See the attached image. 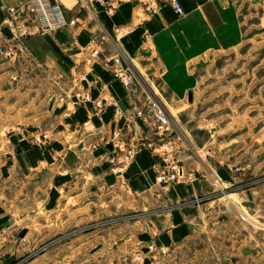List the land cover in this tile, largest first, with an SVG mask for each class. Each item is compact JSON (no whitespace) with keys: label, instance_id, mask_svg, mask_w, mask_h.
Segmentation results:
<instances>
[{"label":"crops","instance_id":"crops-1","mask_svg":"<svg viewBox=\"0 0 264 264\" xmlns=\"http://www.w3.org/2000/svg\"><path fill=\"white\" fill-rule=\"evenodd\" d=\"M26 1L0 0V45L18 53V59L0 61V133H7L11 149L0 161V264H14L37 245L54 242L58 246L25 264H114L120 255L105 245L136 240L164 245L170 253L159 259L144 254L133 264H222V251L209 253L212 238L204 236L211 205H188L166 217L156 213L163 200L180 203L210 193L206 180L163 190L156 183V153L143 151L121 173L112 161L127 147L153 140L150 124L134 110L157 99L155 78L195 104L199 81L188 69L211 53L233 57L222 69V131L241 133L235 142L250 136V146L255 144L264 110V0H179L182 16L162 0L156 10L157 0H112L113 13L101 5L86 10L82 0H56L67 20L78 22L16 41L4 8ZM95 47L105 57L121 51L143 83L126 87L102 61L88 63ZM85 93L92 101L113 98L120 110L76 104ZM88 120L96 131L81 129ZM182 157L191 156L183 151ZM134 210L148 214L134 224L90 228L102 217ZM198 240L203 245L195 249Z\"/></svg>","mask_w":264,"mask_h":264},{"label":"rangeland","instance_id":"rangeland-1","mask_svg":"<svg viewBox=\"0 0 264 264\" xmlns=\"http://www.w3.org/2000/svg\"><path fill=\"white\" fill-rule=\"evenodd\" d=\"M60 5L65 15L63 5L61 3ZM82 5L86 10H92L97 5L107 9L106 5L97 4L91 0H83ZM21 18L28 20L30 15L24 10ZM73 20L76 22L70 23ZM73 20H67L68 24L64 27L76 24L79 19ZM7 27L12 39H14L10 27ZM96 49L100 51L98 57L93 55ZM13 50L16 52L15 57L3 59L4 61L18 59L16 49ZM115 56L122 58L137 82L141 78L138 69L121 51L116 50L113 55L105 57L103 51L95 47L91 51L88 63L102 61L105 66V62ZM232 58V56L222 53H211L201 60L199 59L192 68L188 69V73L199 81L195 89L198 91L196 103L192 105L188 103L187 93L180 95L176 93L175 87L162 83L159 77L155 78L156 84L153 87H157L155 90L158 92V96L157 99L152 98L150 100V105L146 109L151 106H159L168 113L172 127L160 139V152L161 149L167 150L164 144L173 140L175 142L174 150L168 162V167L171 169L173 165L177 164L183 168V175L180 179L170 183H160L158 176L165 164H162L159 160L155 164L157 170L156 183L163 190H168L176 184L192 185L201 180H206V183L212 187L210 193L194 195L180 203L163 200L162 207L156 213L166 217L172 211L188 205H211V210L206 212L207 215L204 218V220L209 221L204 236L209 235L208 237L212 238V248L209 253L216 254L222 251V264H264V110L260 111V122L257 129H255L256 131L253 132L255 144L252 147L250 146V136L247 142H235L236 136H240L241 133L234 134L222 131V69L227 67L229 64L227 62ZM157 71H159L158 68ZM140 81L143 83L142 79ZM88 102L92 103V100ZM215 128L219 130L217 134L213 132ZM6 135L7 133H0V161L11 156V149L5 141ZM190 142L193 145L192 149L195 154L192 149L190 151L188 146ZM183 151L186 155L191 156L188 161H185L182 157ZM161 155L163 157L162 152ZM173 157L176 159H173ZM218 159L222 160L221 165L218 163ZM209 160H214L221 167L222 175L218 174L219 168ZM203 163H206V166L209 165L212 169H206ZM124 168L123 165L112 164L114 171H120L116 173L123 172ZM44 182L42 181L39 185L42 186ZM146 214L148 213L134 210L128 213L106 216L91 223L90 228L95 230L97 225L106 228L110 226L117 227L119 224L125 223L134 224L146 218ZM202 245L203 242L201 243L199 240L192 244L193 247H196L195 249H199ZM56 246L58 245L55 242L37 245L14 264H25L31 258L38 257ZM97 246L102 247V245ZM105 246V249L111 247L110 251L119 253L120 256L117 255L118 259L114 260V264H133L143 258L144 254L159 259L170 253V248L164 245L137 240L128 245ZM105 257H100L99 261ZM85 262L86 259H84Z\"/></svg>","mask_w":264,"mask_h":264},{"label":"built area","instance_id":"built-area-1","mask_svg":"<svg viewBox=\"0 0 264 264\" xmlns=\"http://www.w3.org/2000/svg\"><path fill=\"white\" fill-rule=\"evenodd\" d=\"M94 3H102L106 5L109 12H114L116 10V2L111 1L107 2L105 0H91ZM168 1L171 3L176 12L179 15H184L185 10L180 3L179 0H162ZM83 2V0H82ZM158 0L156 1V5L154 10L158 8ZM152 8V9H153ZM26 11L30 15V19L21 18V14L23 11ZM6 12L4 21L7 26L10 27L11 32L13 33L15 40H22L23 38L36 34V33H52L59 29H62L64 26L68 24L67 19L65 18L63 9L60 3L56 0H28L21 6H8L4 8ZM73 20L70 23H75ZM14 48L7 47L4 45H0V61L3 59L15 57L16 52L13 50ZM100 51L96 49L93 53L95 57H98ZM105 66L110 68L113 72L114 78L123 83L124 86L130 87L134 84V76L128 66H126L120 56H115L112 59H109L105 62ZM77 97L79 100L76 102H88L91 101V96L87 93L78 94ZM94 107L102 112L108 107H115L120 110L119 102L115 99H105V100H97L92 101ZM134 115L136 118L142 119L146 123L150 124L153 129V140H141L139 143L133 144L126 148L124 155L119 159V161L113 160L115 164L123 165V167H128L130 162L143 151H153L157 155L160 156L161 163L165 164V167L160 170V175L158 176V181L160 183H170L172 181L178 180L183 175V168L181 166L173 165L171 169L168 167V162L170 161V157L172 156V152L174 150L173 140L165 143L166 149H161L163 157L160 152V146H158L157 139H161L165 136V134L172 127L171 118L168 113L160 108L159 106L150 107L149 109L135 107ZM81 129H87L89 131H96V126L90 121H86L81 125ZM173 159H176L173 157ZM153 249V247H151Z\"/></svg>","mask_w":264,"mask_h":264},{"label":"water","instance_id":"water-1","mask_svg":"<svg viewBox=\"0 0 264 264\" xmlns=\"http://www.w3.org/2000/svg\"><path fill=\"white\" fill-rule=\"evenodd\" d=\"M190 100H191V101L193 100V98H192V94L190 95Z\"/></svg>","mask_w":264,"mask_h":264},{"label":"bare ground","instance_id":"bare-ground-1","mask_svg":"<svg viewBox=\"0 0 264 264\" xmlns=\"http://www.w3.org/2000/svg\"><path fill=\"white\" fill-rule=\"evenodd\" d=\"M119 47V46H118ZM160 104V103H159ZM161 105V104H160ZM165 110V109H164Z\"/></svg>","mask_w":264,"mask_h":264}]
</instances>
